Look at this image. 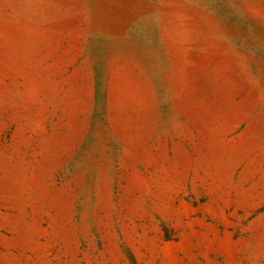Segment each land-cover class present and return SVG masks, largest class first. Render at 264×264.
Returning a JSON list of instances; mask_svg holds the SVG:
<instances>
[{
	"label": "rangeland",
	"instance_id": "1",
	"mask_svg": "<svg viewBox=\"0 0 264 264\" xmlns=\"http://www.w3.org/2000/svg\"><path fill=\"white\" fill-rule=\"evenodd\" d=\"M0 264H264V0H0Z\"/></svg>",
	"mask_w": 264,
	"mask_h": 264
}]
</instances>
